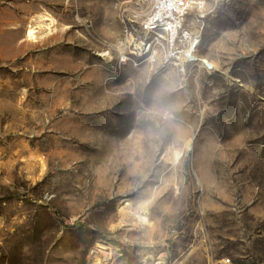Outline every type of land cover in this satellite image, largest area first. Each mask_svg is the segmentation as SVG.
I'll return each instance as SVG.
<instances>
[{"label": "rangeland", "instance_id": "374dc122", "mask_svg": "<svg viewBox=\"0 0 264 264\" xmlns=\"http://www.w3.org/2000/svg\"><path fill=\"white\" fill-rule=\"evenodd\" d=\"M204 2L180 73L106 54L143 0H0V264H264V0Z\"/></svg>", "mask_w": 264, "mask_h": 264}, {"label": "built area", "instance_id": "2783aa9c", "mask_svg": "<svg viewBox=\"0 0 264 264\" xmlns=\"http://www.w3.org/2000/svg\"><path fill=\"white\" fill-rule=\"evenodd\" d=\"M143 1L146 5L140 10L118 5L122 34L106 54L115 56L120 66L173 67L180 73L196 65L207 66L198 53L201 30L192 22L193 15H202L204 0ZM162 263L157 259L154 264Z\"/></svg>", "mask_w": 264, "mask_h": 264}, {"label": "bare ground", "instance_id": "6f19581e", "mask_svg": "<svg viewBox=\"0 0 264 264\" xmlns=\"http://www.w3.org/2000/svg\"><path fill=\"white\" fill-rule=\"evenodd\" d=\"M43 19H46L48 21L47 22H40L37 25H30L29 26V28L27 30V37H28V39H35L37 37L36 34L39 31V28L40 27H43V26H45L47 28L52 27L53 24L50 22L51 19L49 17H45L44 18V16H43ZM29 33H32V35H29Z\"/></svg>", "mask_w": 264, "mask_h": 264}, {"label": "snow or ice", "instance_id": "6c2138e0", "mask_svg": "<svg viewBox=\"0 0 264 264\" xmlns=\"http://www.w3.org/2000/svg\"><path fill=\"white\" fill-rule=\"evenodd\" d=\"M29 35H32V33H29Z\"/></svg>", "mask_w": 264, "mask_h": 264}, {"label": "crops", "instance_id": "0c3cea01", "mask_svg": "<svg viewBox=\"0 0 264 264\" xmlns=\"http://www.w3.org/2000/svg\"><path fill=\"white\" fill-rule=\"evenodd\" d=\"M53 26V25H52Z\"/></svg>", "mask_w": 264, "mask_h": 264}]
</instances>
